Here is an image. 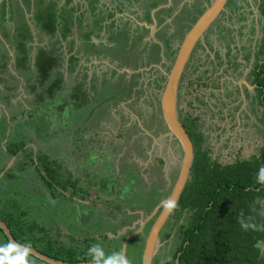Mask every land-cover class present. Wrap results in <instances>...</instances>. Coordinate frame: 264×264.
Segmentation results:
<instances>
[{"label":"rangeland","instance_id":"374dc122","mask_svg":"<svg viewBox=\"0 0 264 264\" xmlns=\"http://www.w3.org/2000/svg\"><path fill=\"white\" fill-rule=\"evenodd\" d=\"M204 1L206 0H179L177 4L173 3L169 10H163L161 4L164 2L159 0L126 3L133 8L135 17L128 16L131 21L123 19L115 29L105 32L102 31L103 27L99 29L94 34V39L90 40L93 47L80 43L75 63L80 66L78 62L81 49L86 55L89 54L90 61L84 67L71 66L66 72L67 75L62 72L64 77H59L61 80L57 84L58 87L55 86L57 88L52 93L49 90L54 88L52 83L56 79L54 77L58 76V61L60 62L62 54L50 53L48 66L51 67L48 68L47 75L46 71L44 74L47 78H37L32 72L26 73V69H17L26 79L23 83L25 100L21 101L22 109L27 106V109L23 110L25 113H16L21 109L13 102L16 98L7 97L6 102L2 99L1 96L6 95L10 89L8 85L0 92V168L4 167L0 172L1 215L13 214L23 225L32 224L41 228V232L32 229L35 235L46 234L51 241L56 240L64 246H74L76 251L99 244L104 249L105 256L123 251L133 264H141L140 255L149 222L145 221L141 228L130 236L131 240L125 243L122 250L123 242L125 237L136 229L138 220L147 215L156 203L168 194L176 176L180 156L176 148L173 150L171 141L160 137L161 130L156 126L143 127L142 124L149 125L148 116L155 108V97L159 94V86L164 80L159 77L164 76L162 70L169 68L174 56L165 51L163 40L168 38L176 45L183 31L201 12ZM150 2L161 3L149 9L150 18L154 19L153 29L142 24L146 21L151 24L144 18L146 6ZM34 3L33 1L31 12L34 10ZM239 7L240 0H228L225 12L220 14L207 32L208 39L215 47L219 45L222 50L225 43L232 42L226 40L227 34L224 35L231 30L225 32L222 29L238 26L241 21L237 14ZM9 8L13 12L11 3ZM228 12L232 14L229 20L224 21L223 17ZM132 28L134 31H131ZM72 33L66 35L69 44L75 37ZM76 37L79 42V34ZM64 41L63 39L62 43ZM155 43L159 45L158 50L156 47L152 49V44ZM150 49L152 50L149 51ZM209 53L214 56L213 51ZM219 54L222 52L219 51ZM195 58L194 53L186 66L187 70L192 69L191 76L202 70L206 74L210 66L217 63V68L224 66L226 71L235 77L232 79L235 81L238 78L239 83L242 80L243 66L238 63L250 59L245 50H239L229 56V66L219 57L212 61L208 57L207 64L208 58L204 61H195ZM42 59L43 57H39L35 60L32 68L35 73L41 68ZM141 59L145 62L139 66ZM255 59L259 60L260 57L256 56ZM262 67L264 70L263 65ZM38 70L41 71L42 68ZM135 72H138L136 77L133 76ZM11 80L7 78L5 82L10 83ZM80 80L85 83L83 93L90 97L89 102L82 107L75 101L76 98L71 96L74 90L79 88L77 86ZM31 81L37 83L32 86ZM91 83L96 86V92L91 89ZM29 85L34 87L31 94H27L30 91ZM17 87L18 85L11 88L8 95H15ZM212 87L213 92L203 94L198 99L197 107L193 109L200 117L198 127L199 132L203 134L202 149L207 150L210 159L230 163L236 159L252 158L259 154V150L264 151V112H261V118L256 121L255 115L253 121L248 117V110H243L235 116V112L226 113L227 104L234 98L227 100L223 93V97L218 95V85L210 86ZM231 88L229 86V89ZM228 95L225 93V96ZM187 102V108L190 109V98ZM13 117V120H9ZM232 117L237 119L236 123ZM124 118L129 120L128 123L125 122L127 126L131 120L139 121L141 126L151 133V137L143 140L145 145L142 148L130 139L131 131L122 132L120 123ZM19 139L27 141L25 150L12 156L6 152L5 145ZM137 141L140 142L141 137ZM141 149L145 151L140 153ZM41 151L61 165L64 175L70 174L72 178H78L80 187H88L89 192L84 199L71 195V187L63 191L65 197H50L47 188L34 173V167L28 160L30 156L25 155L30 152L33 156ZM8 168L12 175H3ZM262 202L261 209L264 212V198L261 204ZM125 210L131 215L124 214ZM187 214L181 211L161 227V239L153 259L154 264L171 258L179 241L178 226L185 225ZM150 219L151 217L148 218ZM107 221L111 223L107 224ZM111 230H117L118 236L110 238ZM87 238L91 239L86 242ZM92 238L97 240L92 241ZM259 242L260 253L264 255V239ZM5 244L7 242L0 231V245ZM29 258L35 264H49L35 257Z\"/></svg>","mask_w":264,"mask_h":264},{"label":"trees","instance_id":"16d2710c","mask_svg":"<svg viewBox=\"0 0 264 264\" xmlns=\"http://www.w3.org/2000/svg\"><path fill=\"white\" fill-rule=\"evenodd\" d=\"M23 1L25 3L30 2V0ZM57 1L34 0L33 18L44 34L53 38L59 32L60 38L63 39L71 33V12L70 9L67 10L65 7L56 8ZM154 5L155 3H150L152 7ZM4 8L5 2L3 1L0 5L1 19H3L5 13ZM144 16L147 18L146 13ZM102 20L101 17L94 20L97 29H100ZM141 28L143 29V27ZM97 29L96 31L90 29L80 36L85 46L93 47L90 43V36L96 34ZM59 41L60 39H56L54 42L59 43ZM169 43L170 40L166 38L165 51L167 50L168 54L173 56L176 48H171ZM39 57L44 58L42 50L37 52L36 59L38 60ZM75 61L76 58L74 64ZM139 62L140 66L145 61L141 59ZM84 76L82 77L84 78ZM133 76H138V72H135ZM159 78H164V76ZM159 78L157 79L158 82L160 81ZM262 78L264 76L258 81L261 84ZM60 80L61 78H56L53 81L54 88L49 90L50 93L58 87L57 84ZM162 84L159 88L162 87ZM84 86L85 83L80 80L79 86H77L79 88L74 90L73 95H71L76 98L75 101H78L81 107L85 106L90 99L83 93ZM90 86L94 91L97 89L92 83ZM93 97L95 98V95ZM155 99V108L153 106L154 109L151 110L153 119L151 122L148 121V127H152V124L155 123L156 128L163 132L166 129L160 118L158 95ZM192 122L191 120L184 123L188 136L195 143L189 178L179 196L178 208L169 216L171 218L184 211L188 213L187 221L184 226L182 224L178 226L179 241L172 259L167 261V264H174L176 252H180V264H264V255L260 253V248L254 247L257 242L264 239V212L261 209L263 205L261 200L264 198V184L257 183L256 179L259 168L264 166V151L260 152L259 150L257 156L249 159H236L230 163L217 162L215 159H210L206 149H202V136L195 131L194 122ZM136 141L135 144H140ZM173 142L176 145V150L179 151L176 141L173 140ZM26 145V140L19 139L7 146L5 145V150L15 156L20 151L25 150ZM142 151L144 150L141 149L139 152L142 153ZM25 155L30 156L28 160L34 167V173L39 176L51 198L65 197L63 191L68 187H71V195L79 196L81 199H84L87 192H89L88 187L79 186L78 178L76 180L70 174L64 175L61 165L48 158L44 151L36 152L33 156L30 155V152ZM157 161L161 162L160 159H157ZM3 168H0V172L3 171ZM10 168L5 170L3 175L11 176L12 171ZM0 220L9 227L12 237L18 243L23 245L30 243L31 247L53 259L67 262L92 261V258L87 254L88 249L76 251L74 246H64L56 240L51 241L46 234L35 235L32 229L41 232V228H37L32 224L25 226L13 214H0ZM241 221L255 224L257 229L252 230L250 228L246 231L241 227ZM0 231L2 232L1 229ZM3 237L8 243L4 234ZM89 239L91 238H87L86 242ZM31 257L34 256L31 255Z\"/></svg>","mask_w":264,"mask_h":264},{"label":"flooded vegetation","instance_id":"af4514ba","mask_svg":"<svg viewBox=\"0 0 264 264\" xmlns=\"http://www.w3.org/2000/svg\"><path fill=\"white\" fill-rule=\"evenodd\" d=\"M159 1L164 2V3H162V4L156 3L153 7H155L157 4H161L163 10H169L170 7H172L173 3L177 4V1H179V0H165V1L159 0ZM227 1L228 0H226V3L224 5V10L221 11L220 14H223L225 12ZM167 3H168V5H167ZM206 3H207V0L205 2H203V6H205ZM153 7L150 6V4L148 3L146 6L147 9L144 12V14L145 13L147 14V18L146 17H144V18L148 19L149 22H151L149 11ZM162 8H161V10H162ZM203 8L204 7H202L201 11L203 10ZM220 14L218 15V17L220 16ZM231 14H232L231 12H228V14H226L223 17V20L224 21L229 20V16ZM237 14H238V18H240V20H241L239 22L238 26L236 28H233V27L229 28V26H227L226 29H222L225 32L227 30H231L228 33L227 32L224 33V35L227 34L228 38L226 40H228V41L230 40L232 42L231 43L230 42L225 43L222 46V50H221V47L219 45L215 44L216 45V47H215L212 44V41L210 42V39H208L207 32L210 31L211 26L218 19V17H217L214 20V22L208 27V29L203 33L202 38L200 40H198L195 43V45L193 46L191 53H190V56H189L185 66H184L183 72L181 74V77H180V80L178 83V89H177V115H178V119L181 122L183 127H184L185 122H189L192 120L194 122L195 131L202 136V139H203V134L201 132H199L200 130L198 127V123L200 122L199 121L200 117L195 112L196 110L194 111L193 109L195 107H197L198 99L201 96H203V94L213 92L212 91L213 87L210 88V86H216V85L219 86V88H217L219 96L221 95V93H223L224 98L227 100L230 98H234V100H232L230 103L227 104V108H226L227 112L226 113L235 112L234 113V116H235L238 111H239L238 114H241L243 110H245V111L248 110L250 113V115H248V117L249 118L251 117V120L253 121L255 119V116H256V119H255V121H256L259 118H261V115H262L261 112L262 111L264 112V78H262V84L258 82L259 79L264 76V70L262 67V65L264 63V0H240V7L238 8ZM251 14L253 16H251ZM195 17H197V16H195ZM158 20L159 19L157 18V21ZM146 22L148 23V21H146ZM253 22H254V24H253ZM118 25H119V23H118ZM187 29L188 28H186L183 31V33ZM131 31H134L133 28ZM183 33H182V35H183ZM181 38H182V36H181ZM181 38L178 39V42L180 41ZM178 42H177V44H178ZM169 44H170L171 48L177 47V44L174 45V42L173 43L170 42ZM152 45H153L152 46L153 50L155 49L154 47H156L157 50L159 49L158 44L155 43ZM162 45H163V48H165V39L163 40ZM152 49H150L149 51H151ZM239 50L247 51L249 58H250L249 60H245L244 62L239 61V63H238V64L243 66V73L241 76H243L244 79H242L240 83L237 82L238 78H236L235 81H234V79L229 78V74H228L229 72L226 71L224 66H220L219 68H217L218 67L217 63L214 64L213 66H210V68H209L208 72H206V74H204V72H203L204 70H202L200 73H197L194 76L190 75L192 69L187 70V68H186L188 61L192 58V55L194 53L196 56V58L194 59L195 61H197V60H203L204 61L205 58H208V57L211 58L210 61H212L213 59L217 60V58L219 57L225 64H227L229 66L230 65L229 56L234 55L235 52H237ZM209 51L210 52L213 51L214 56H211ZM219 51L222 52V54H219ZM256 56L260 57V59L256 60L255 59ZM209 58L206 59L207 60L206 64L209 63ZM193 68H195V66ZM229 86H231L232 88L229 89ZM225 93H228L229 95L225 96ZM188 98H190V109L187 108V105L189 104V102H187ZM188 109H189V112H188ZM190 111H192V112H190ZM151 116L152 115L150 113V115L148 116L149 122H151V120L153 119ZM125 119L126 118H124V120ZM232 120H234L235 123L237 122V119H235V117L234 118L232 117ZM255 121H254V123H255ZM142 125H143V127H148V124H145V125L142 124ZM153 126H156L155 123L152 124V127ZM121 129H122V132L124 130L125 133H126V130L131 131L132 136L130 137V139L132 140V142L133 141L135 142L136 140L139 139V137H141L140 144H137L141 148H142V146L145 145L143 140L146 138L147 139L149 138V135L145 134L143 132V130L141 128H139L137 126V123L133 120H131L129 126H127L126 123L125 124L122 123ZM190 140H192V138H190ZM137 142L138 141H136V143ZM170 143H172V146H173L172 148L175 151V148H176L175 143L173 141H171ZM191 143H192V147L193 146L195 147V143L193 142V140L191 141ZM201 147L203 148L202 143H201ZM133 151H134V149H133ZM193 152H194V148H193ZM157 203H156V205H157ZM155 206L152 208L151 211H149V213L147 215L142 216V219H145L146 222H149V227H150L153 219L156 217L158 210H159V209H157L154 212ZM130 211L132 212L133 210H130ZM123 213L127 215L130 212L125 210ZM134 214H135V212H133V215ZM128 215H131V214H128ZM137 215L140 216V214L138 212H137ZM148 216L151 217L150 220H148V218H149ZM169 216H168V218H169ZM168 218L165 220V222L162 226H165ZM111 221H107V224L111 223ZM132 223H133V221L130 222V225ZM129 226H126V227H129ZM137 226H138V223L136 224V227ZM149 227H148V229H149ZM111 231L112 232H111L110 238H114V237L118 236L117 230H111ZM160 232H161V230H159V233H158L159 241L161 239ZM177 237L179 239V236H177ZM105 238H107V235H105ZM95 239L97 240V238H94L92 241H95ZM130 240L131 239H129L128 241H130ZM143 242H144V240H143ZM176 247H175L174 251L176 250ZM111 251H112V249H111ZM173 254H172V256H173ZM179 255H180V252H176V256L174 258V264H180ZM154 256H155V253L152 256L150 264H154L153 263ZM172 256L170 259H172ZM170 259L165 260L163 263H160V264H167V261H170ZM140 261H141V257H140Z\"/></svg>","mask_w":264,"mask_h":264},{"label":"crops","instance_id":"0c3cea01","mask_svg":"<svg viewBox=\"0 0 264 264\" xmlns=\"http://www.w3.org/2000/svg\"><path fill=\"white\" fill-rule=\"evenodd\" d=\"M3 1L5 2V13L2 17L3 19H1L0 17V92L4 91L5 85H8L10 89L18 85L15 91V95L13 93L12 95H8L9 92H11V90L8 89L6 95H3L1 97L5 100V102L7 101V97L16 98L13 102L17 103V106L20 108L23 105L21 102L24 98L23 83L26 80L25 76L19 73L18 70L20 68V70H22V68L24 70L26 69V73L32 72V75H36L37 78H47L44 74L46 71L47 75L48 68L51 67L50 65L48 66V62H50L51 59L50 53H60L62 54V57L60 58V62L58 61V76H55L54 78H59L60 76L64 77V74L67 75L66 72L69 71V68H71V66H77L76 63L74 64L73 59L76 58V54L78 55L77 49H80L78 45L80 43L81 45H84V41L81 40L80 36L83 33L88 32L90 29L96 31L97 26L94 24V20L98 19L99 17L103 18L100 23V29L103 27L102 31L104 32L112 30V28L115 29L117 28L118 23L123 19H129L131 21L130 18L135 17L133 8L127 6L126 3H138L137 0L57 1L56 8H59L60 6L65 7V9L67 10L70 9L71 12L70 22L71 30L73 31V33L72 31L70 32L75 35V37L69 44V38L67 39V37L63 38L65 41L62 43L63 39L60 38L59 32H57L56 35L53 36V38H50L40 30L39 26L33 18L34 10L33 12H31L30 10L34 0H30V2L28 3H25L23 0H0V5ZM10 3L12 4L13 12L11 10L9 11ZM121 4L125 5L123 6ZM109 13L111 15H109ZM130 14H134V16H131ZM128 16H130V18ZM151 16L154 17L152 14ZM133 22L135 23V21ZM98 30L99 29H97V31ZM77 34H79V42L77 41V39H75L77 38ZM56 39H60L59 43L54 42ZM92 39H94V34L90 36V40ZM39 50H42L44 53V58L42 59L43 61L40 63L42 70L40 71L38 69L41 68H38L37 72L35 73V70L32 71V68L35 60H37L36 57ZM88 55H86V53L81 49L78 62L80 63L81 67H84L86 63L90 61ZM77 59L78 57L76 58V60ZM92 61L94 60H91V62ZM62 72H64V74ZM228 74L230 75V72ZM230 76L231 77L229 78H235L233 75ZM7 78L12 79L10 83L5 82ZM242 79H244L243 76ZM36 83L37 82L31 81L32 86H34V84ZM30 85V91H28L27 94L33 93L32 89L34 87H30ZM24 109H27L26 105L23 109L21 108L19 111H16V113L20 112L22 115V113H25V111H23ZM4 114H6V111H4ZM13 119L14 117L9 120ZM125 122L128 123L129 121L127 119H122L121 125ZM136 123L137 126L141 128V123L139 121H136Z\"/></svg>","mask_w":264,"mask_h":264},{"label":"water","instance_id":"95a60500","mask_svg":"<svg viewBox=\"0 0 264 264\" xmlns=\"http://www.w3.org/2000/svg\"><path fill=\"white\" fill-rule=\"evenodd\" d=\"M225 3L226 0H207V3L205 4L203 10L197 15L195 20L183 33L182 38L177 44L176 51L169 68L166 71L162 70L164 81L158 94V108L161 121L164 124L166 130L161 132L159 135L160 137L166 138L169 141L175 140L180 153L174 182L168 194L162 200L172 197L176 198V200L178 201L183 187L189 178V170L193 159V147L191 140L181 122L179 121L177 115L178 83L193 46L198 40L202 38L203 33L214 22L221 11L224 10ZM153 23L154 19L152 18L151 24H148L146 22H143L142 24L153 29ZM141 129L151 137L150 132H147L146 129L142 126ZM162 200H160L154 208V212L157 209L159 210L144 238L141 252V264L151 263L152 256L159 246V230L170 215L166 214L164 212V209L161 207ZM145 221V219L138 220V226L136 227V229L131 231V234L125 237V241L122 245V250L125 247V243L132 237L135 232H137L141 228ZM0 229L6 236L8 242L11 240L16 242L17 244H20L12 237L9 227L2 220H0ZM32 249L34 253L38 254L32 256L40 261L49 264H92V261L90 260L79 262L61 261L58 259H53L39 252L34 247H32Z\"/></svg>","mask_w":264,"mask_h":264},{"label":"clouds","instance_id":"9594fccd","mask_svg":"<svg viewBox=\"0 0 264 264\" xmlns=\"http://www.w3.org/2000/svg\"><path fill=\"white\" fill-rule=\"evenodd\" d=\"M256 179L257 183L264 184V166L259 168ZM178 206L176 198L170 197L161 201V207L166 214L173 213ZM241 227L246 231L250 228L252 230L257 229L255 224L243 221H241ZM259 246L260 242L254 245V247ZM87 254L92 258V264H133V261L123 251L105 256L104 249L99 244L91 245L88 248ZM31 255L38 254L34 253L30 243L20 245L10 240L7 244L0 245V264H35L29 258Z\"/></svg>","mask_w":264,"mask_h":264}]
</instances>
